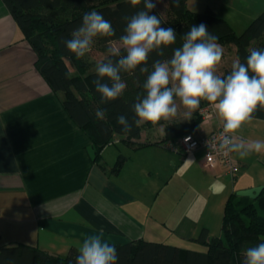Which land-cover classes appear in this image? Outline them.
<instances>
[{
	"label": "crops",
	"instance_id": "crops-1",
	"mask_svg": "<svg viewBox=\"0 0 264 264\" xmlns=\"http://www.w3.org/2000/svg\"><path fill=\"white\" fill-rule=\"evenodd\" d=\"M205 6L204 11L214 10L239 33L264 12V0H220L219 7L225 13L212 0ZM37 59L33 46L0 0V244L25 242L65 256L72 248L79 249L86 236L101 231L110 244L136 239L162 242L154 240L151 231L161 221L142 215L138 207L146 202L143 188L149 184L142 172L149 170L151 180L153 167L161 164L162 160L153 156L157 151L148 164L138 168L142 184L119 179L132 156L120 154L127 160L119 173L112 172L104 161L106 147L116 140L124 142V136H115L102 150V160L95 161L93 142L65 110L62 95L41 75ZM141 124V138L133 141L143 146L135 148L134 142H124L128 148L163 151L167 123L165 135L156 141L144 132L158 122ZM220 127L222 121L216 113L209 124L201 122L197 132L208 135ZM233 134L234 142L264 141V118L251 116ZM234 155L240 164L235 177L222 167L205 168L201 150L183 154L180 160L187 163V170L193 169L195 175L211 183L219 203L240 189L264 185V151L244 159L236 152ZM204 227L210 230L208 224Z\"/></svg>",
	"mask_w": 264,
	"mask_h": 264
},
{
	"label": "trees",
	"instance_id": "trees-1",
	"mask_svg": "<svg viewBox=\"0 0 264 264\" xmlns=\"http://www.w3.org/2000/svg\"><path fill=\"white\" fill-rule=\"evenodd\" d=\"M10 10L25 38L38 55L37 68L55 93L62 95V104L71 119L87 134L95 148V161L102 160V150L115 136H124L122 140L135 148L143 145L139 140L142 124L136 126L135 115L131 106L138 95L143 93V82L147 73L140 67L152 70L156 60H166L173 49L181 46V37L195 24H205L208 30L219 37L218 43L225 51H233L237 59L243 62L252 49H264V12L255 17L242 31L237 32L231 23L212 9L204 12L193 11L188 7V0H180L174 6L169 0V13L165 17L156 7L152 10L162 20V27L176 30L177 41L163 49L164 56L154 51L149 54L146 65L138 66L132 72H121L127 87L124 94L107 103H101L100 94L95 91L94 81L96 63L87 53L77 58L70 52L64 41L72 38V33L82 25V17L91 11L100 12L111 22L115 35L97 36V45L102 52H108L110 44L119 41L126 26L125 17H131L144 9L143 3L132 6L127 0H3ZM228 52V51H227ZM121 55L126 52L121 48ZM222 56V57H223ZM118 57L110 53L102 60ZM231 66L224 68L220 76L226 75ZM100 83H109L108 78ZM179 100L178 98L176 101ZM209 104L201 100L200 107L186 121H174L166 124L164 141H174L189 133H196L202 122L201 109ZM105 111L103 120L95 117L97 109ZM126 115L132 123L129 132L122 131L117 123L118 115ZM251 116L264 118V108H257ZM149 144V143H147ZM127 158L120 155L111 171L119 173ZM103 165V163H102ZM204 245L206 250L183 248L163 242L136 239L124 244H114L117 249V264H243L244 251L260 242H264V190L256 199L238 196L233 193L227 200L223 214L222 233L211 235L207 227L201 229L194 238ZM79 254L72 248L65 256L50 254L38 245L25 242L0 244V264H75Z\"/></svg>",
	"mask_w": 264,
	"mask_h": 264
},
{
	"label": "clouds",
	"instance_id": "clouds-1",
	"mask_svg": "<svg viewBox=\"0 0 264 264\" xmlns=\"http://www.w3.org/2000/svg\"><path fill=\"white\" fill-rule=\"evenodd\" d=\"M132 6L143 3L144 9L131 17H125L124 34L119 37V44L112 45L108 52L118 57L101 60L95 65L97 79L95 91L100 94L101 103H107L121 97L126 90L121 72H132L140 65H146L149 54L156 52L164 56L163 49L176 44L175 28L162 27V20L152 10L162 0H127ZM179 6L180 0H171ZM64 41L65 47L77 58L84 57L90 50L97 36H114L111 22L98 11L85 13L82 25ZM203 23L193 24L181 37L182 44L173 49L166 60H156L152 70L145 66L141 72L147 73L143 82V93L138 95L131 106L135 115L134 123L139 126L144 122H157L169 119L177 114L178 98L189 114L200 107L201 100L208 101L222 121L223 140L219 148L225 155L236 152L241 159L252 153L264 151V141L234 142L228 135L248 121L253 111L259 106L264 108V49H252L246 59L233 61L231 70L223 77L215 73V66L221 61L223 49ZM121 48L126 55H121ZM108 78L109 83H100ZM95 117L103 120L105 111L97 109ZM117 123L122 131L129 132L132 123L126 115H118ZM209 148H213L209 144ZM75 264H117L118 255L114 244L104 239V233L98 232L86 236L78 249ZM243 264H264V242H260L244 251Z\"/></svg>",
	"mask_w": 264,
	"mask_h": 264
},
{
	"label": "rangeland",
	"instance_id": "rangeland-1",
	"mask_svg": "<svg viewBox=\"0 0 264 264\" xmlns=\"http://www.w3.org/2000/svg\"><path fill=\"white\" fill-rule=\"evenodd\" d=\"M208 0H190L188 7L198 12H204ZM212 3L225 13L222 6L219 7L220 0H212ZM157 8L165 17L169 13V0H162L157 4ZM238 27V26H237ZM97 37L94 38L90 50L87 52L88 57L95 63L101 61L108 56L109 53L100 51L97 45ZM119 41H114L110 44L118 45ZM228 51V52H227ZM225 51V55L221 61L215 66L217 75L224 67L232 65L235 55L229 50ZM178 110L174 117L169 119H161L157 121L159 128H148L145 130L147 137L151 140L160 139L165 135L164 125L172 121H182L188 119L190 114L183 107L179 100L176 101ZM156 122V123H157ZM165 144V143H164ZM165 149L158 151L157 149L131 150L122 142L117 141L106 147V155L104 154L105 163L113 167L120 154L132 156V160L125 163L119 179L123 182L129 180L134 183L142 184L140 180L141 170L140 165L144 166L154 157H158L161 164L153 167L155 170L154 178L149 180L148 171H143L144 179L149 182L143 189L147 196L144 205H138L139 212L142 215H147L161 221L157 223V227L153 228L152 237L154 240L166 242L173 245H178L183 248L206 250L204 245L198 243L194 238L197 237L201 229L208 224L211 230V235H220L222 233L223 214L227 199L223 197L218 203L217 195L213 192L211 183L204 180L200 176L194 174L193 169L186 168V164L180 160L183 154L172 151L169 147V142H166ZM157 151L158 155H153ZM153 155V156H152ZM188 155V154H184ZM177 166L174 165V161ZM116 175V174H115ZM138 184V186H141ZM154 185V186H153ZM155 190H153V188ZM162 224V225H161ZM204 225V226H203Z\"/></svg>",
	"mask_w": 264,
	"mask_h": 264
},
{
	"label": "built area",
	"instance_id": "built-area-1",
	"mask_svg": "<svg viewBox=\"0 0 264 264\" xmlns=\"http://www.w3.org/2000/svg\"><path fill=\"white\" fill-rule=\"evenodd\" d=\"M202 125L209 124L216 116V111L211 104L204 106L201 111ZM226 134L223 133V127L209 133L208 135H200L198 132L189 133L181 136L177 140L169 141V147L172 151L181 154H188L198 150L203 151L202 163L205 168L214 170L222 167L227 174L235 177L240 172V164L235 158L234 152L225 155L219 148L220 141ZM228 135L233 137L234 134ZM213 145L209 148L208 143Z\"/></svg>",
	"mask_w": 264,
	"mask_h": 264
},
{
	"label": "water",
	"instance_id": "water-1",
	"mask_svg": "<svg viewBox=\"0 0 264 264\" xmlns=\"http://www.w3.org/2000/svg\"><path fill=\"white\" fill-rule=\"evenodd\" d=\"M263 190H264V185H258L247 189H240L236 192V194L238 196L248 197L253 200H256L260 196Z\"/></svg>",
	"mask_w": 264,
	"mask_h": 264
}]
</instances>
